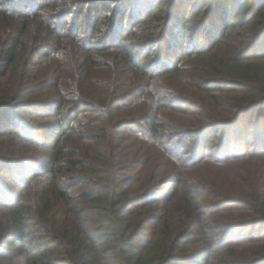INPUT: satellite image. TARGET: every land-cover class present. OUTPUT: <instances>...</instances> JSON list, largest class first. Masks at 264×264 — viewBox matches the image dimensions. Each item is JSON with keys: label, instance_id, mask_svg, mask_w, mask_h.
I'll return each instance as SVG.
<instances>
[{"label": "trees", "instance_id": "trees-1", "mask_svg": "<svg viewBox=\"0 0 264 264\" xmlns=\"http://www.w3.org/2000/svg\"><path fill=\"white\" fill-rule=\"evenodd\" d=\"M24 1L0 0V264H264V0Z\"/></svg>", "mask_w": 264, "mask_h": 264}, {"label": "rangeland", "instance_id": "rangeland-1", "mask_svg": "<svg viewBox=\"0 0 264 264\" xmlns=\"http://www.w3.org/2000/svg\"><path fill=\"white\" fill-rule=\"evenodd\" d=\"M189 1L190 2H193L194 1V3H192V4H190L189 5V7L187 8V12H189L191 9H192V7H198V6H200L201 5V8H203V7H205L206 8V14H205V16H204V18H203V21H207L208 20V16H209V12H210V7H209V5L207 4L209 1H211V0H186V3L188 4L189 3ZM7 3H9V2H7ZM5 4V6H15V5H20L21 7H23V8H27V7H29V6H32V7H34V3H30L29 1L28 2H25L24 0L21 2V3H16V0H12V2H10L9 4ZM139 2H135V1H132V2H130V3H127L126 5H131V6H133V7H139L140 6V9H144V5L142 6V5H140V4H138ZM113 4H110V3H102V4H100L96 9L98 10V11H102V8H113ZM201 8H198V9H201ZM204 8V9H205ZM79 11V10H78ZM88 11L89 10H85V12H84V14H83V12L82 13H80V14H83L84 15V18L85 17H87V14H89L88 13ZM79 14V15H80ZM65 17V15L64 14H62V15H60L59 16V18L60 19H63ZM72 16L70 17V18H64L65 19V22L67 23V25L66 26H71V21H72ZM80 30H81V32H82V34H84L85 32H86V29L84 28V26L83 25H81V28H80ZM97 35H99V32H97ZM39 67H41V70H42V65H40ZM43 71V70H42ZM40 80H42V78L41 79H39V80H37V81H40ZM50 98V97H49ZM262 108H259L258 109V112H259V110H261ZM32 110H36V109H32ZM16 111V110H15ZM258 112H257V114H258ZM16 114H17V111H16ZM255 117V116H254ZM261 117L262 118H264V116H263V114H261ZM3 118H5V120L4 121H7V118H9V119H11V120H13V118L12 117H3ZM2 118V119H3ZM30 119H31V121L33 122V124H36V123H39V122H41L42 121V117L40 116V117H37L36 115H32V116H30ZM220 134H221V132H220ZM234 137V136H233ZM215 144V143H214ZM0 169H4V168H0ZM258 228L260 227V226H257ZM263 229H264V227H263ZM245 232H248V229H246L245 230ZM184 262V263H183ZM187 261H181L180 263H177V264H185ZM193 264H195V263H193Z\"/></svg>", "mask_w": 264, "mask_h": 264}]
</instances>
